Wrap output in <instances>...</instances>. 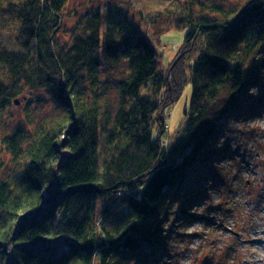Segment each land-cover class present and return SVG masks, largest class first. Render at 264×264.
Returning a JSON list of instances; mask_svg holds the SVG:
<instances>
[{"label":"trees","instance_id":"obj_1","mask_svg":"<svg viewBox=\"0 0 264 264\" xmlns=\"http://www.w3.org/2000/svg\"><path fill=\"white\" fill-rule=\"evenodd\" d=\"M178 1L159 25L131 0H0V113L39 91L64 110L0 133L15 163L7 173L0 159V264L159 262L170 213L206 196L223 124L257 111L243 103L263 83L264 0ZM152 25L154 37L185 30L166 70ZM117 66L116 79L101 75ZM111 84L116 103L105 98ZM188 85L165 144L158 118Z\"/></svg>","mask_w":264,"mask_h":264},{"label":"rangeland","instance_id":"obj_2","mask_svg":"<svg viewBox=\"0 0 264 264\" xmlns=\"http://www.w3.org/2000/svg\"><path fill=\"white\" fill-rule=\"evenodd\" d=\"M131 1L136 12L143 8L152 17L158 15L159 25L166 23L164 12L179 5L178 0ZM80 4L85 5V0L71 2V6ZM145 27L150 28L148 23ZM156 28L152 25L148 29L149 35L162 51L161 68L166 70L178 57L185 30L173 28L160 37H154ZM120 69L117 66L100 71L101 75L116 79ZM260 81H263L261 85L254 83L247 88L248 94L243 103L246 112L255 106V114L245 118L242 112L234 113L221 128L215 142V147L223 151L215 161L220 168L217 171L219 174L211 178L213 171L210 170L205 181L208 186L203 188L206 197L192 202L187 215L180 217L175 216V212L170 213V219L166 222L170 224L165 231L166 249L159 262L147 264H264V78ZM112 87L113 84L105 98L116 103L118 91ZM190 95L191 86L188 85L167 113L165 120L169 128L166 132L164 129L161 137L165 144L173 139L181 127L184 107ZM34 96L31 104L14 101L8 111L0 113V133L12 132L22 118L33 112L35 118L62 116L64 110L52 101L46 91L36 92ZM0 159L5 162V172L14 171L15 163L9 154L0 151ZM254 193L261 200L259 208L253 204ZM180 199L179 203L184 202L183 196Z\"/></svg>","mask_w":264,"mask_h":264},{"label":"water","instance_id":"obj_3","mask_svg":"<svg viewBox=\"0 0 264 264\" xmlns=\"http://www.w3.org/2000/svg\"><path fill=\"white\" fill-rule=\"evenodd\" d=\"M17 103H18V100H15ZM158 121H161V125L163 126V124H164V121H165V118H164V116L163 115H160V117L158 118ZM161 126V127H162ZM45 208H46V206H45ZM44 208V209H45Z\"/></svg>","mask_w":264,"mask_h":264}]
</instances>
